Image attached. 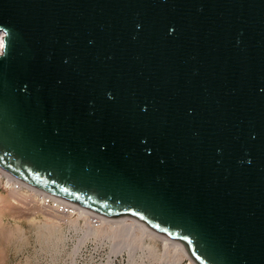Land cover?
Returning <instances> with one entry per match:
<instances>
[{"label": "water", "instance_id": "1", "mask_svg": "<svg viewBox=\"0 0 264 264\" xmlns=\"http://www.w3.org/2000/svg\"><path fill=\"white\" fill-rule=\"evenodd\" d=\"M0 33V169L264 264V0H0Z\"/></svg>", "mask_w": 264, "mask_h": 264}, {"label": "rangeland", "instance_id": "2", "mask_svg": "<svg viewBox=\"0 0 264 264\" xmlns=\"http://www.w3.org/2000/svg\"><path fill=\"white\" fill-rule=\"evenodd\" d=\"M6 177L2 176L0 179V264H72L71 259L75 246L87 239L84 236L86 227L81 223L76 225L74 222L61 223L55 228L44 225L48 220L45 215H42V211L44 212L42 206L38 202H36L38 205L32 202L34 195L28 198V192L31 191L21 189L22 192L20 190V192L13 193ZM23 192L27 194L24 195ZM26 195L28 199L24 198ZM32 204L36 207H32ZM16 205L19 210L16 209ZM23 207L26 208L25 211ZM39 216H41L40 219H38ZM86 232L90 233L87 230ZM91 234L99 236L95 233ZM153 243H156L157 253L161 255L163 251L161 252L160 242L156 240ZM145 249L141 250L138 257H143L142 254L146 253ZM111 252L117 253L118 251H114L111 246ZM147 256L154 260L148 254ZM130 259L134 261L135 254Z\"/></svg>", "mask_w": 264, "mask_h": 264}, {"label": "built area", "instance_id": "3", "mask_svg": "<svg viewBox=\"0 0 264 264\" xmlns=\"http://www.w3.org/2000/svg\"><path fill=\"white\" fill-rule=\"evenodd\" d=\"M8 175L10 177H13L10 174ZM16 184H20V183L16 182ZM34 189L36 193L32 195H34V198L37 200L38 204L53 209H57L58 213L63 214L61 216L67 217L68 219H74L77 222L76 225H79L78 223H81V225H83L84 227L92 226L94 228H100L104 225L105 220L112 222L120 221L119 219H109L99 216L81 207H78L74 204L59 199L53 195H50L44 191H41L37 188ZM135 224L137 226H140L144 232L151 231L141 224H138L136 222ZM117 226L121 227L124 225L120 224ZM157 240L160 242L161 252L164 247L167 249L169 248L168 246L173 243L158 235H157ZM113 242L114 240H110L105 235L87 236V239H85L83 242L75 246L74 254L71 259L72 264H164L160 262V260L158 259L151 260L146 253L143 254L142 258L138 257V255L141 253L140 249H138L135 253V260L131 261L130 253L129 250L127 249H124L121 252H117V253L111 252V246ZM178 248L179 247H177V249ZM178 264H195V263L186 254V256L180 257Z\"/></svg>", "mask_w": 264, "mask_h": 264}, {"label": "bare ground", "instance_id": "4", "mask_svg": "<svg viewBox=\"0 0 264 264\" xmlns=\"http://www.w3.org/2000/svg\"><path fill=\"white\" fill-rule=\"evenodd\" d=\"M3 45H4L3 44V34L0 33V53L2 52ZM2 176H7L6 178H8V181L11 184L10 185L11 186L10 190L13 193L14 192L15 193L16 192H20L21 189L26 190V191H31V192H28L29 193L28 194L29 197L27 195L24 196V198H26V199H28V198L30 199V195L36 193L34 187H32V186H30V185H28V184L16 179V178L10 177L5 171L0 169V179H1ZM16 182H19L20 184H16ZM15 186H17V187H15ZM21 192H22V190H21ZM23 194H24V192H23ZM25 194H27V193H25ZM19 195L20 194H18V196ZM20 196H22V194ZM32 202L36 203L37 200L32 197ZM32 205H33L32 207H36L34 204H32ZM18 207H19V205H18ZM21 207L22 206L20 205V208ZM25 207H26V205H25ZM42 208L44 210V212L42 211V213H43L42 215H45V217L48 220V222L45 223L44 225L53 226L55 228V227L59 226V224L65 223V222H74L76 224V221L74 219H68L67 217L61 216L63 214L62 213L61 214L58 213L57 209H53V208L46 207V206H42ZM11 209H12V207H11ZM16 209H17V205H16ZM25 209L26 208H24L23 210L25 211ZM32 209H34V208H32ZM17 210H19V209H17ZM39 210L41 211L42 209H39ZM29 211H31V210H29ZM23 214H21V215H23ZM56 215H58V216H56ZM40 217L41 216H39L38 219H40ZM28 218H29V216H28ZM119 220L120 221H113V222L105 220L104 225L102 227H100V228H94L92 226H86L84 236L87 237V236L92 235L91 233H95V234H98V235H105L107 238L110 237V238H112V240H114V242L112 243L113 250L121 252L123 249H127V250H129L131 258H133V256L136 253L137 249L143 250L145 248H146L145 249L146 253L149 256L154 258V260L155 259H160V261L162 263L164 262L165 264H178V262L180 260V257L186 256L185 252L178 245H176L175 243L170 244L168 246L169 248H167V249L164 247L163 250H162L163 251L162 254L161 255L158 254L157 253L158 252V248L156 246V243L155 244L153 243V242H155L157 240V235H155L154 232H152V231L144 232L143 229L140 226H137L135 224V222L132 221V220H130V222H127L126 219H119ZM120 224L124 225V226H121L122 228L118 227L117 225H120ZM86 230L90 231V233H87ZM148 240H149V242H148ZM177 247H179V248L177 249Z\"/></svg>", "mask_w": 264, "mask_h": 264}]
</instances>
